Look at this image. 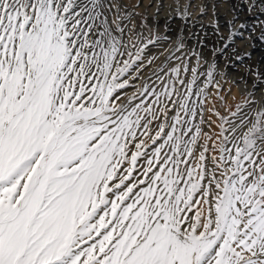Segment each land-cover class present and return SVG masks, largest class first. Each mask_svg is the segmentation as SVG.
I'll use <instances>...</instances> for the list:
<instances>
[{"label":"snow or ice","instance_id":"1","mask_svg":"<svg viewBox=\"0 0 264 264\" xmlns=\"http://www.w3.org/2000/svg\"><path fill=\"white\" fill-rule=\"evenodd\" d=\"M223 3L243 59L264 0ZM194 9L0 0V264H264V71L222 112Z\"/></svg>","mask_w":264,"mask_h":264},{"label":"rangeland","instance_id":"2","mask_svg":"<svg viewBox=\"0 0 264 264\" xmlns=\"http://www.w3.org/2000/svg\"><path fill=\"white\" fill-rule=\"evenodd\" d=\"M196 3H201V0H196ZM204 3L208 5L207 15L200 16V10L194 9V15L186 22L184 31L181 34L185 38L189 49H196L198 41L202 42L205 45L204 51L209 65H216L215 84H218L222 91L217 92L216 87L213 86L211 92L212 97L224 98L223 100L219 98L214 100L216 106L223 112L228 107L234 108L235 105L242 104L247 92L252 90V76L249 69L252 68L255 70L259 68L264 71V43L256 41L253 45L251 41L245 43L237 37L232 43L240 51L243 59H238L233 53L232 48H229L227 52L219 55H208V50L212 49L213 44H216V50H219L220 44L227 42L230 32L227 27L223 26L227 18V11L223 0H204ZM213 4L219 6L220 24L222 25L220 35L225 38L224 41H221L220 37L213 31L215 25V9L212 7ZM165 15H169L167 10L162 14L161 20H163ZM169 26L173 31H177V24L174 19H169ZM250 27L251 22L249 23ZM166 30L163 23H161V31ZM245 36H247L246 30ZM160 51L162 49H153L154 53H159ZM248 52L252 53L251 58H248ZM193 63H195L194 60ZM202 71H207V68H203Z\"/></svg>","mask_w":264,"mask_h":264}]
</instances>
